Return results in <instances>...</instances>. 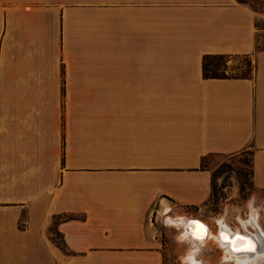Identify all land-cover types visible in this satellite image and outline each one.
Here are the masks:
<instances>
[{"label": "crops", "instance_id": "obj_1", "mask_svg": "<svg viewBox=\"0 0 264 264\" xmlns=\"http://www.w3.org/2000/svg\"><path fill=\"white\" fill-rule=\"evenodd\" d=\"M262 41L246 0H0V264H163L153 210L200 212L211 155L264 192Z\"/></svg>", "mask_w": 264, "mask_h": 264}, {"label": "rangeland", "instance_id": "obj_2", "mask_svg": "<svg viewBox=\"0 0 264 264\" xmlns=\"http://www.w3.org/2000/svg\"><path fill=\"white\" fill-rule=\"evenodd\" d=\"M255 9L264 10V0H250ZM264 43V41H262ZM208 74L248 75L249 62L246 57H214L206 60ZM203 166L212 174V196L209 202L193 211V215L174 212L173 208L153 210L152 224L163 254V264H192L189 255L195 250L196 259L201 264H235L226 261L225 249L216 240L214 234L220 230L219 221L232 229L243 230L242 220H249L252 209L257 211V222L264 231V192L256 191L251 182L250 152L243 151L236 155H211L203 160ZM199 219L204 221L213 234L204 242H196L183 236L184 226L173 223L174 218ZM252 231L254 228L248 225ZM55 242L61 243L60 237L54 235ZM260 264H264L260 260Z\"/></svg>", "mask_w": 264, "mask_h": 264}, {"label": "bare ground", "instance_id": "obj_3", "mask_svg": "<svg viewBox=\"0 0 264 264\" xmlns=\"http://www.w3.org/2000/svg\"><path fill=\"white\" fill-rule=\"evenodd\" d=\"M251 217L249 220H242L243 230H235L230 228L227 224H225L223 221H219L220 223V230L214 234L216 240L219 242V244L225 249V260L226 261H234L235 264H260V260L264 261V231L260 227V225L257 222V211L255 209H252L251 211ZM193 221H198L206 226L207 233L206 238L204 239H197L194 238L192 235L194 225L192 224ZM173 223L180 224L184 226V234L183 236H186L190 238L191 241L195 243L196 242H204L207 238L212 237L213 234L211 233L209 226L204 223L203 221H200L199 219H186V218H174ZM251 225L254 230L250 231L247 226ZM225 233L226 237L231 238L233 241H235L236 235L239 234V236L244 237V241L242 243L243 248H253V251H233L232 250V243H225L221 240L220 236L221 233ZM250 241V243H248ZM195 256V250L192 251V253L189 255L190 262L192 264H201Z\"/></svg>", "mask_w": 264, "mask_h": 264}, {"label": "snow or ice", "instance_id": "obj_4", "mask_svg": "<svg viewBox=\"0 0 264 264\" xmlns=\"http://www.w3.org/2000/svg\"><path fill=\"white\" fill-rule=\"evenodd\" d=\"M192 224L194 225L193 233H192L194 238L201 239V240L206 238V233H207L206 226L203 225L202 223L198 222V221H193ZM220 238L225 243H232V245H233L232 250L233 251H240V250L253 251L254 250L251 247H249V248H243L242 247L241 242H243L245 238L242 236H239V234L236 235L235 241H233L231 238L226 237V234L223 232L221 233ZM248 243H250V241Z\"/></svg>", "mask_w": 264, "mask_h": 264}, {"label": "trees", "instance_id": "obj_5", "mask_svg": "<svg viewBox=\"0 0 264 264\" xmlns=\"http://www.w3.org/2000/svg\"><path fill=\"white\" fill-rule=\"evenodd\" d=\"M249 4H250V0H246ZM214 57H224V56H204L203 58V74L205 77H213V78H221V77H225L226 75L225 74H215V73H212V74H208L207 70H206V60L208 58H214ZM56 234V233H55Z\"/></svg>", "mask_w": 264, "mask_h": 264}]
</instances>
